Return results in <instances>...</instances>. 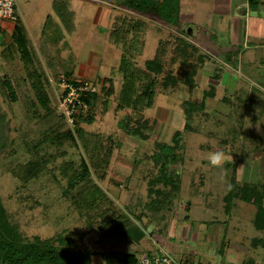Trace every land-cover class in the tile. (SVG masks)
<instances>
[{"label": "rangeland", "instance_id": "1", "mask_svg": "<svg viewBox=\"0 0 264 264\" xmlns=\"http://www.w3.org/2000/svg\"><path fill=\"white\" fill-rule=\"evenodd\" d=\"M121 2L118 15L146 20L137 63L154 58L162 44L164 72L160 76L172 71L180 77L174 87L158 86L153 106L142 112L144 118L156 120L147 130V140L128 136L117 125L126 111L131 112L116 109L122 48L111 35L110 22L95 23L71 12L74 30L64 29L63 33L71 48H60L61 58L48 56L47 49L30 35L28 45L49 71L48 76L63 74L95 85L100 96L92 114L94 121H82L79 127L86 137L94 135L102 148L112 147V151L105 178L93 176V180L119 210L145 229V239L121 243L119 238L107 236L103 242L95 230L80 238L87 228L85 220L62 195V189L86 156L75 138L61 144L44 141L51 124L50 115L45 114L56 104L55 90L49 84V103H38L31 79L17 74L14 52L11 57L0 53V75L9 80L6 89L0 84V197L10 221L29 239L71 231L79 247L97 252L91 257L93 264H122L126 252L138 259L157 253V245L182 264H264V248L254 245V239L262 236L253 225L255 207L240 200L228 212L224 207L232 181L264 182V35H259L257 20L264 21V1L246 0L245 15L239 0H162L160 17L124 10L126 5ZM223 5L230 7L229 11L215 9ZM0 34L2 49L10 36L4 31ZM189 45L196 48L191 56ZM199 54L201 59L196 60ZM189 58L196 64L193 88L181 79L182 63ZM109 78L114 94L104 98L102 91ZM210 87L213 97L202 99ZM186 99L193 102L190 119L183 110ZM75 131L74 127L73 137ZM174 131L184 143L183 163L173 165L181 174V189L172 206L152 212L144 204L150 199L147 180L156 166L145 154L151 153L155 139L170 141ZM215 153H223L219 165L212 162ZM35 160H41L44 167L37 176L25 179L21 169Z\"/></svg>", "mask_w": 264, "mask_h": 264}, {"label": "trees", "instance_id": "2", "mask_svg": "<svg viewBox=\"0 0 264 264\" xmlns=\"http://www.w3.org/2000/svg\"><path fill=\"white\" fill-rule=\"evenodd\" d=\"M123 1L128 10L136 11L139 14L158 17L163 15L162 0ZM145 26L146 20L143 18L118 15L114 19L111 34L115 43L122 48L119 65L122 82L115 97L116 109L128 110L135 116L131 117V113L126 111L118 120L117 125L126 135L134 136L140 140L149 138L147 130L152 127L151 123L156 122L155 119L150 121L148 118H144L142 112L153 106L158 93L157 87L168 89L174 87L180 80V77L172 71H166L164 75L160 76L164 72L163 52L165 48L162 44L158 47L154 58L144 60L141 65L137 63L135 58L143 50V35L147 28ZM20 28L17 25L15 32L11 34L10 41L4 43L0 53L10 57L12 52L17 53L16 59L19 65L17 74L22 77L28 76L31 79V87L37 95L38 103L47 106L51 96L49 76L41 65L36 51L28 45L25 32ZM0 44H3L1 34ZM186 47H188L187 43ZM190 47L189 56L196 51L195 47ZM46 49L48 50V48ZM201 56V54L196 56V60L201 59ZM191 59L183 61L182 75L184 77L181 79L185 85L193 88L196 64ZM64 76L69 79L66 75ZM1 78L0 84L6 89L5 85L9 80L4 75ZM106 82L108 85L102 91L104 98L114 94L112 80L109 78ZM99 96L100 94L93 92L85 98L89 104V111L86 116H78L74 124L75 132H77L76 137H73L72 129L68 127L65 119L58 113L57 105L54 104L53 109H49L45 114L46 116L50 115L49 123L51 124L48 128L50 133L44 137V141L46 139V141L50 140V143L59 142L61 144L65 139L73 141L75 138L86 156L85 159L91 163L88 164L89 162L82 158L80 169L73 171L66 181V186L62 189V195L70 201L78 214L85 220L87 228L80 238L90 230H95L100 235V241H103V237L119 236L127 241L139 243L146 236L145 229L119 210L112 197L93 180V176L101 180L105 178L112 147L102 148L98 138L94 135L86 137L87 133H84L79 124L82 121L88 123L94 121L92 114L99 101ZM205 97H213L212 87L203 92L202 99ZM192 103L188 99L183 101V110L187 119L192 116ZM114 142L119 145L118 140ZM150 148L152 149L151 153H146L145 157L150 158L156 166V172L147 180L150 199L144 204V207L152 212H160L163 208L172 206L173 200L180 192L181 174L173 165L183 163L184 143L179 132L174 131L170 141L155 139ZM41 158L46 160L43 156ZM41 160L31 161L23 166L22 176L25 179L37 176L41 168L44 167ZM131 161L134 163L137 160ZM237 200L248 202L255 207L253 225L261 231L262 236L254 239V245L264 248V182L240 184L238 181H232L224 196L226 212L235 205ZM96 253L89 247H79L71 231L60 232L46 238L39 236H33L31 239L26 238L18 226L10 221L0 197V264H93L91 257ZM138 259L134 254L126 252L122 256V264H138Z\"/></svg>", "mask_w": 264, "mask_h": 264}, {"label": "crops", "instance_id": "3", "mask_svg": "<svg viewBox=\"0 0 264 264\" xmlns=\"http://www.w3.org/2000/svg\"><path fill=\"white\" fill-rule=\"evenodd\" d=\"M121 1L122 0H16L15 19L3 22L2 25H0V32L4 31L11 37V34L15 32L18 25L21 27L20 29L25 32L27 40L30 35V38L34 40V42H40V46L52 49L50 51L47 50L46 53L48 56L51 58H61L62 52L60 48H71L67 36L63 34L65 31L64 29H66V31L70 28L74 30V21L71 18V12L80 13L92 19L95 23L100 22L109 24L110 22L113 25V19L117 17L120 12L118 10L121 9ZM261 1L263 2L264 0ZM239 6L243 9L242 13L247 15L248 7L246 0H239ZM116 8L117 11L115 10ZM122 9L124 8L122 7ZM215 9L223 12L229 11L230 7L223 5L222 7H215ZM262 16L264 17V12ZM257 20L259 24L258 30L260 31L259 35H264V21L258 18ZM236 24L237 23H234V32L237 29ZM64 63L66 62L63 61L62 64L64 65ZM45 71H48L47 68H45ZM78 73L81 74L83 71L80 69ZM141 214L143 215V212H141ZM115 238H119L121 243L122 240H125L119 236ZM144 239L145 238L142 240Z\"/></svg>", "mask_w": 264, "mask_h": 264}, {"label": "built area", "instance_id": "4", "mask_svg": "<svg viewBox=\"0 0 264 264\" xmlns=\"http://www.w3.org/2000/svg\"><path fill=\"white\" fill-rule=\"evenodd\" d=\"M16 0H0V25L15 19ZM51 86L55 90L58 113L65 119L69 128L73 129L78 116H86L89 104L85 100L96 92L95 85L88 79H67L63 74L49 76ZM157 253L141 255L138 264H182L178 258L156 246Z\"/></svg>", "mask_w": 264, "mask_h": 264}, {"label": "clouds", "instance_id": "5", "mask_svg": "<svg viewBox=\"0 0 264 264\" xmlns=\"http://www.w3.org/2000/svg\"><path fill=\"white\" fill-rule=\"evenodd\" d=\"M223 160V153H215L212 157L213 164L219 165Z\"/></svg>", "mask_w": 264, "mask_h": 264}]
</instances>
